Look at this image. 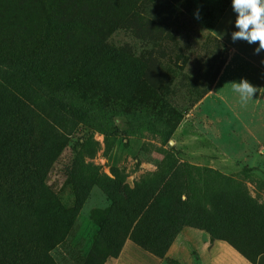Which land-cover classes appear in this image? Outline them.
I'll use <instances>...</instances> for the list:
<instances>
[{
  "label": "rangeland",
  "instance_id": "374dc122",
  "mask_svg": "<svg viewBox=\"0 0 264 264\" xmlns=\"http://www.w3.org/2000/svg\"><path fill=\"white\" fill-rule=\"evenodd\" d=\"M230 4L0 0L2 59L45 42L39 60L47 63L35 71L63 117L58 133L45 127L50 115L35 119L28 142L65 141L44 179L48 197L2 207L0 264H27L25 248L46 253L42 264H92L91 253L105 264L126 241L161 259L177 245L184 261L200 264V239L226 241L264 264V148L250 162L230 154L229 140L224 155L214 138L222 127L238 134L237 117L210 94L228 52L217 27ZM28 125L7 118L10 131L27 135Z\"/></svg>",
  "mask_w": 264,
  "mask_h": 264
},
{
  "label": "trees",
  "instance_id": "16d2710c",
  "mask_svg": "<svg viewBox=\"0 0 264 264\" xmlns=\"http://www.w3.org/2000/svg\"><path fill=\"white\" fill-rule=\"evenodd\" d=\"M47 34L44 33L43 35ZM2 35L3 31L0 30V38ZM44 45L45 42H42L37 53H32L27 48L24 53L27 57L20 55L19 57L2 59L3 55L0 52V216L4 205L8 208L11 206L15 211L20 210L22 206H29L34 199L43 196L48 197L47 188L43 184L44 179L51 162L64 147L65 141H62L64 137L52 140L46 147L44 144L32 145L28 142V134L34 131L32 126L35 124V119H41V115L48 114L52 118L51 123L44 122L47 130L55 133L64 130L63 117L57 113L61 112V109L56 105L55 96L44 93L42 77L35 71L47 63L45 59L42 62L39 60L45 58L43 53L47 47L45 45L44 48ZM94 71L95 67L92 71L95 74ZM43 98L44 103H39ZM74 111L78 115V112ZM79 114L83 119L86 118L84 112L79 111ZM8 116H14L18 125L22 122L30 123L31 125H28L29 133H26L27 135L21 134L19 127L13 131L8 130ZM48 209L49 206L46 204L44 212H47ZM6 228L7 223L0 218V230ZM43 239L44 237L39 236L36 241ZM11 244L14 248L18 243L11 240ZM136 245L147 251L145 248L148 246L145 243L136 241ZM18 246L22 251L23 245ZM98 247L99 244L96 243L94 250L99 252ZM23 250L32 257L27 261V264H33L34 259H37L35 264H42V261L47 258V254H42V251L33 253L28 248ZM148 252L158 256L157 252ZM239 253L242 254L240 251ZM242 255L244 256V254ZM107 256L112 255L109 253ZM244 257L251 261L246 256ZM89 259L93 264L92 253L89 255Z\"/></svg>",
  "mask_w": 264,
  "mask_h": 264
},
{
  "label": "crops",
  "instance_id": "0c3cea01",
  "mask_svg": "<svg viewBox=\"0 0 264 264\" xmlns=\"http://www.w3.org/2000/svg\"><path fill=\"white\" fill-rule=\"evenodd\" d=\"M231 12L232 4L225 12L226 19L224 18L223 24L221 27H217L220 39L226 44L228 52L220 72L213 81L210 94L216 96L215 103L223 104L224 107L231 109V112L237 117L238 134L236 137L232 131L229 136L226 128L222 127L223 132L220 133L216 129L218 133L214 134V138L222 140L224 146H217V148L222 149L224 155L227 152L225 142L229 140L230 154L250 157L249 161L251 162L260 157L259 153L264 148V118H262V114L257 115V109L264 107V51L256 54L255 49L259 47L258 43L249 44L242 40L233 42L232 33L237 29L235 22L230 19ZM230 25L232 27L234 25V27L231 28ZM241 79H247L258 89L247 103L240 101L239 95L233 91L231 86V83L239 82ZM233 109L239 110L235 112ZM241 134L244 137L240 139ZM195 249L200 258V264H254L226 241L211 242L200 239L196 243ZM184 257H187L186 254L177 245H173L166 257L161 259L131 241H126L118 257L111 258L105 264H169V259H174L176 264H197L192 259L188 262L184 261L187 260Z\"/></svg>",
  "mask_w": 264,
  "mask_h": 264
},
{
  "label": "clouds",
  "instance_id": "9594fccd",
  "mask_svg": "<svg viewBox=\"0 0 264 264\" xmlns=\"http://www.w3.org/2000/svg\"><path fill=\"white\" fill-rule=\"evenodd\" d=\"M232 9L236 15L235 28L232 33L233 42L246 41L249 44H259L256 54L264 51V0H232ZM199 19V10L195 14ZM232 89L239 95L242 103L255 95L258 91L247 79L231 83Z\"/></svg>",
  "mask_w": 264,
  "mask_h": 264
}]
</instances>
